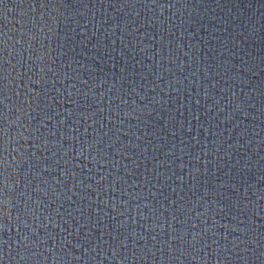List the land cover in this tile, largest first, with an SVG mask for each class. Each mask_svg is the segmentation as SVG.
Listing matches in <instances>:
<instances>
[{"label": "water", "instance_id": "water-1", "mask_svg": "<svg viewBox=\"0 0 264 264\" xmlns=\"http://www.w3.org/2000/svg\"><path fill=\"white\" fill-rule=\"evenodd\" d=\"M0 264H264V0H0Z\"/></svg>", "mask_w": 264, "mask_h": 264}]
</instances>
